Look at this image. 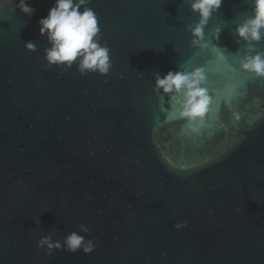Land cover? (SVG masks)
Masks as SVG:
<instances>
[{
    "label": "water",
    "instance_id": "water-1",
    "mask_svg": "<svg viewBox=\"0 0 264 264\" xmlns=\"http://www.w3.org/2000/svg\"><path fill=\"white\" fill-rule=\"evenodd\" d=\"M18 2L0 0V264H264V79L236 64L264 51L237 43L251 0H223L205 51L183 0H91L103 77L47 68L38 22L55 0L31 18ZM194 67L213 97L199 134L154 93V73ZM80 224L91 254L36 247Z\"/></svg>",
    "mask_w": 264,
    "mask_h": 264
},
{
    "label": "clouds",
    "instance_id": "clouds-1",
    "mask_svg": "<svg viewBox=\"0 0 264 264\" xmlns=\"http://www.w3.org/2000/svg\"><path fill=\"white\" fill-rule=\"evenodd\" d=\"M91 0H55L48 15L41 18L39 34L46 39L49 47L44 49V61L47 68L57 67L64 70L74 66L81 77L88 74L107 76L112 68L109 48L100 43V26L94 10L88 5ZM223 0H183L184 6L198 17V21L188 24L185 28L191 34V45L201 51L209 47L205 42L204 29L209 19L221 7ZM16 7L20 12L31 18L35 8L30 0H19ZM221 29L217 30V33ZM237 43L243 41L247 45L258 44L264 39V0H251V15L247 16L235 28ZM27 51L35 52L36 43H24ZM215 50L224 51L215 46ZM238 71L247 73L254 80L264 79V51L244 55L236 61ZM154 93L163 102L168 98L171 113L175 119L184 121V127L192 134H199L197 122H204L213 97L206 87L207 77L202 67H194L190 71H168L161 76L154 73ZM239 120V116L235 115ZM187 225V221L177 223L179 230ZM89 228L84 224L78 226L63 238V241L53 240V233L41 236L36 247L51 256L54 251L64 250L69 253L78 251L85 255L91 254L97 247L95 240H86ZM84 234V235H81Z\"/></svg>",
    "mask_w": 264,
    "mask_h": 264
},
{
    "label": "trees",
    "instance_id": "trees-1",
    "mask_svg": "<svg viewBox=\"0 0 264 264\" xmlns=\"http://www.w3.org/2000/svg\"><path fill=\"white\" fill-rule=\"evenodd\" d=\"M30 2H31V6H33L34 8L38 4V0H30Z\"/></svg>",
    "mask_w": 264,
    "mask_h": 264
}]
</instances>
